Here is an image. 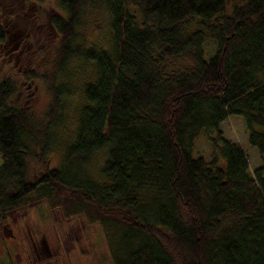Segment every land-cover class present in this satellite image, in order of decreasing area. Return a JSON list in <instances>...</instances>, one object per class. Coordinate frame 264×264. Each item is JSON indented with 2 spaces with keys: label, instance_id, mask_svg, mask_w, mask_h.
Segmentation results:
<instances>
[{
  "label": "trees",
  "instance_id": "obj_1",
  "mask_svg": "<svg viewBox=\"0 0 264 264\" xmlns=\"http://www.w3.org/2000/svg\"><path fill=\"white\" fill-rule=\"evenodd\" d=\"M102 1L107 48L74 42L84 0H60L66 14H49L56 68L43 77L42 120L12 107L13 83L0 81V218L35 193L63 216L99 221L113 264H264V0ZM75 60L93 77L62 164L48 167L69 95L55 73ZM228 115L243 119L259 155L251 174L240 145L221 136ZM201 132L208 162L191 156ZM101 150L97 173L82 177L76 165ZM28 160L41 167L34 179Z\"/></svg>",
  "mask_w": 264,
  "mask_h": 264
},
{
  "label": "rangeland",
  "instance_id": "obj_2",
  "mask_svg": "<svg viewBox=\"0 0 264 264\" xmlns=\"http://www.w3.org/2000/svg\"><path fill=\"white\" fill-rule=\"evenodd\" d=\"M59 3L60 0H0V27L4 36L0 40V81L13 83L15 90L10 104L29 112L35 121L43 119L51 101L43 77L50 68H56L51 64L56 33L48 24V16L52 12L66 14ZM131 12L136 14L133 9ZM74 31L75 43L109 47V17L102 0H84ZM208 45L212 51L213 46ZM92 77V66L76 60L63 63L55 73V84H64L69 95L63 96L61 120L53 127L48 167L62 164L65 144L73 139L81 86ZM219 130L224 139L240 145L247 173L251 174L260 165V159L256 149L246 141L243 119L228 115L219 124ZM213 155L210 141L199 133L191 144V156L208 162ZM103 158L104 151H97L75 169L81 171L82 177L95 175ZM218 163L223 165L220 160ZM40 170L38 163L28 160V178L34 179ZM30 197L0 218V264H113L109 255L110 234L99 221L91 216L87 219L82 211L63 216L58 207H48L44 198H34L35 193Z\"/></svg>",
  "mask_w": 264,
  "mask_h": 264
},
{
  "label": "water",
  "instance_id": "obj_3",
  "mask_svg": "<svg viewBox=\"0 0 264 264\" xmlns=\"http://www.w3.org/2000/svg\"><path fill=\"white\" fill-rule=\"evenodd\" d=\"M9 233H4L5 236H8Z\"/></svg>",
  "mask_w": 264,
  "mask_h": 264
}]
</instances>
